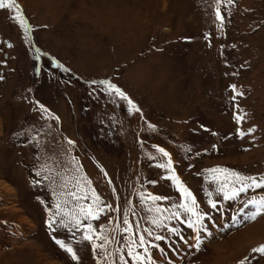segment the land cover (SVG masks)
<instances>
[{
	"label": "rangeland",
	"instance_id": "obj_1",
	"mask_svg": "<svg viewBox=\"0 0 264 264\" xmlns=\"http://www.w3.org/2000/svg\"><path fill=\"white\" fill-rule=\"evenodd\" d=\"M16 3L23 25L16 9H0V264H264L252 251L264 245V214L245 212L264 188L224 199L207 171L264 179V0ZM172 169L199 224L173 207L185 198ZM89 205L102 209L97 219L80 212ZM65 212L80 227L64 228Z\"/></svg>",
	"mask_w": 264,
	"mask_h": 264
},
{
	"label": "snow or ice",
	"instance_id": "obj_2",
	"mask_svg": "<svg viewBox=\"0 0 264 264\" xmlns=\"http://www.w3.org/2000/svg\"><path fill=\"white\" fill-rule=\"evenodd\" d=\"M16 9L17 10V19L19 20L20 24L23 25L24 24V19L21 15H19V5L16 3V0H0V9ZM25 31H27V28H25ZM100 84H103L106 86V90L110 93V94H114L116 97H118L120 100H123L127 103V105L129 106V111L130 112H141V109L137 106V104L120 88L118 87L116 84L111 83L108 80H102L99 81ZM233 88H235V85H233ZM240 95H242V93H240ZM41 107L43 108V106L41 105ZM46 111V109H45ZM150 127H154V126H150ZM69 143H72L71 141H69ZM159 151L161 153H163V155L168 156L169 154L167 152L164 151V149H159ZM171 164L172 161L171 159H169L168 164L167 165H160V167H167V168H171ZM211 175H210V179L214 182H219V187L217 188V192H223V196L224 199H233L235 197H237L239 195L240 192H244L246 191L248 188H264V179H262L261 181H257V179L255 177H250V176H244L238 172L226 169V168H213V169H209L207 170ZM217 174H222V180H221V176H218ZM168 179L172 180L173 183L176 185L177 189L179 190V192H181L185 198V202L181 203V204H175L173 205L174 208H183L185 210V212H189L191 213L193 216L197 217L196 219V223L199 224L202 217L201 214L196 210L195 205H196V198L193 196V194L191 193V191L183 184V182L180 180L179 176H177L175 174V170L172 169V175L170 177H168ZM232 181L233 184H239L240 187L236 188V187H232L231 189H229L228 187V182ZM70 195L76 197L77 199H86L87 197H79L76 195L75 192L70 193ZM209 195H211V193H209ZM152 201H159V200H164L167 199V197H162V196H151ZM99 202V197L95 195V193H93V204H96ZM210 204H212V207L215 208L216 204L213 201H209ZM250 205L254 206L255 210L252 211L248 218L250 220H255L259 215L264 214V197H261L260 199H252L248 202ZM247 206V205H246ZM57 208H60V204H57ZM79 210L81 213L84 214V218L88 219V218H92V219H97L98 218V213L99 211H102V209L100 208H96L94 209L92 207V205H89L87 207L85 206H79ZM157 212L160 211L159 208L156 209ZM65 216H69L70 219L68 221H64L63 219L60 221L61 225L64 228H68L69 224L72 225V228H78L81 225V220L76 217L73 216L72 213L70 212H65L64 213ZM173 215L175 216H179V212L174 213ZM172 217H169V219H171ZM124 223L127 224L128 221L127 219L124 220ZM153 224L159 225V221L157 219H153L152 220ZM192 221L189 220V227H192ZM48 227L50 229L53 228V220H49L48 222ZM87 228L89 230V233H91L93 231L92 229V225L88 224ZM54 230V229H53ZM130 228H126L125 231H130ZM199 228H197V232H199ZM172 231H176L175 229H173ZM148 235H152L151 232L148 233ZM85 241H92L93 237L90 234H85L82 238ZM156 240H162L164 239V237L162 236H156L155 237ZM197 242L194 245L195 248H197L199 250L200 248V243L201 240L199 237L196 238ZM56 243L62 248L64 249L67 253H69L71 255V258L73 260H78V254L77 252L71 247L65 244L64 241L61 240H56ZM131 243L135 244V241H131ZM139 243L140 245L145 244V239L143 236H141L139 238ZM100 247L102 248L103 245H94V248ZM148 249L145 248V252H147ZM253 252L256 253H264V245H261L259 247H256L254 249H252ZM128 255H133V251L130 249ZM134 258L136 260H144L145 257L140 256L138 253L134 255ZM241 264H244L243 261H241Z\"/></svg>",
	"mask_w": 264,
	"mask_h": 264
},
{
	"label": "bare ground",
	"instance_id": "obj_3",
	"mask_svg": "<svg viewBox=\"0 0 264 264\" xmlns=\"http://www.w3.org/2000/svg\"><path fill=\"white\" fill-rule=\"evenodd\" d=\"M223 243L226 244V243H228V242H225V241H224ZM225 244H222V245H225ZM219 245L222 246L221 244H219ZM227 246L230 247L231 245H230V244H229V245L227 244Z\"/></svg>",
	"mask_w": 264,
	"mask_h": 264
}]
</instances>
